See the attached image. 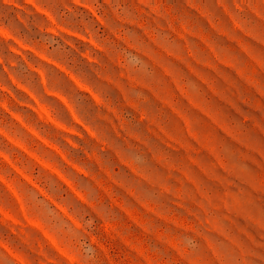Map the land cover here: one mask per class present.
Wrapping results in <instances>:
<instances>
[{"label": "rangeland", "instance_id": "rangeland-1", "mask_svg": "<svg viewBox=\"0 0 264 264\" xmlns=\"http://www.w3.org/2000/svg\"><path fill=\"white\" fill-rule=\"evenodd\" d=\"M0 264H264V0H0Z\"/></svg>", "mask_w": 264, "mask_h": 264}]
</instances>
